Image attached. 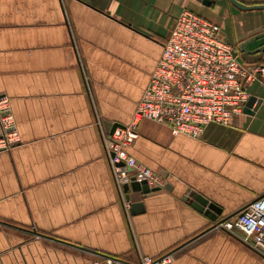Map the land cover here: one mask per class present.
Returning <instances> with one entry per match:
<instances>
[{
    "label": "crops",
    "instance_id": "1",
    "mask_svg": "<svg viewBox=\"0 0 264 264\" xmlns=\"http://www.w3.org/2000/svg\"><path fill=\"white\" fill-rule=\"evenodd\" d=\"M202 1L0 0V97L17 141L0 150V264L169 253L171 264H264L213 228L264 195V79L249 86L260 101L252 114L211 124L201 139L139 125L129 153L163 177L159 192L130 191L127 201L104 149V134L131 124L184 10L218 25L238 60L263 63L264 38L246 53L242 45L264 35V10ZM197 194L222 209L216 222L193 207Z\"/></svg>",
    "mask_w": 264,
    "mask_h": 264
},
{
    "label": "built area",
    "instance_id": "2",
    "mask_svg": "<svg viewBox=\"0 0 264 264\" xmlns=\"http://www.w3.org/2000/svg\"><path fill=\"white\" fill-rule=\"evenodd\" d=\"M261 79L264 61L255 66L241 62L218 25L184 10L163 45L131 124L104 134V149L118 190L123 193V186L133 181L151 189L164 187L160 174L129 153L143 121L166 126L173 136L201 139L209 125L231 126L244 115L249 86ZM5 112H9V99L0 97V150L17 142L14 119L10 113L3 115ZM125 205L130 209L129 202ZM229 217L217 221L213 228L238 237L264 261V195ZM174 258V253L159 258L145 255L131 263L104 257L95 264H171Z\"/></svg>",
    "mask_w": 264,
    "mask_h": 264
},
{
    "label": "water",
    "instance_id": "3",
    "mask_svg": "<svg viewBox=\"0 0 264 264\" xmlns=\"http://www.w3.org/2000/svg\"><path fill=\"white\" fill-rule=\"evenodd\" d=\"M214 0H203L202 3L206 6H210V4L213 2ZM230 3L236 7L237 9L241 10V11H262L264 10V5H255V6H246L245 4L237 1V0H229ZM264 35L251 39L249 41H246L243 45H242V50L246 53V47L253 43L256 42L260 39H263ZM264 51V46L261 47L260 52ZM258 103V106L260 104V101L258 102V100L255 97H251L246 105L245 108V113L246 114H252L256 109L254 108V105ZM9 114V112H5L3 113V115ZM118 126H114V128L112 129V132H114V130L117 128ZM12 130H14V128H12ZM130 191H134V192H138L141 193L142 195H148L151 193H155V192H159L161 191L160 188L157 189H151L146 183H137L135 181L131 182L130 184H126L123 186V192L126 194V200L129 201V193ZM193 207L196 208L197 210H199L200 212L204 213L207 217H209L212 221H217L223 214V211L221 208H219L217 205H215L214 203H210V201L205 198L203 195L197 194L193 196ZM135 205H133L132 207L134 208ZM230 218V217H229Z\"/></svg>",
    "mask_w": 264,
    "mask_h": 264
},
{
    "label": "trees",
    "instance_id": "4",
    "mask_svg": "<svg viewBox=\"0 0 264 264\" xmlns=\"http://www.w3.org/2000/svg\"><path fill=\"white\" fill-rule=\"evenodd\" d=\"M122 259V258H121Z\"/></svg>",
    "mask_w": 264,
    "mask_h": 264
}]
</instances>
